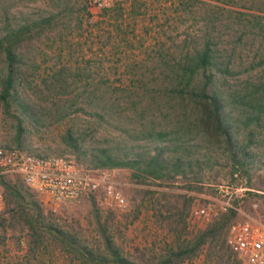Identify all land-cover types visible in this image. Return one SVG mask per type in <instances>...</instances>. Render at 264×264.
Listing matches in <instances>:
<instances>
[{
  "label": "rangeland",
  "instance_id": "rangeland-1",
  "mask_svg": "<svg viewBox=\"0 0 264 264\" xmlns=\"http://www.w3.org/2000/svg\"><path fill=\"white\" fill-rule=\"evenodd\" d=\"M58 7L68 10L67 17L27 46L26 81L19 86L38 113L36 119L22 118L23 141L41 152L67 149L63 136L69 128L90 130L87 142L96 143L174 122L178 107L166 88L177 65L207 42L232 56L241 70L252 68L262 51L263 38L254 26L257 21L264 25V0H112L108 9L95 12L85 0H0V28L7 19L35 18ZM17 127L0 108L1 146L16 147ZM107 170L128 197L123 212L82 197L53 213L24 185L27 201L39 203L42 225H52V232L33 231L5 190L0 264H89L59 234L103 251L100 225L125 258L153 264L181 246H193L200 233L222 219L201 227L190 212L204 202L201 195L230 182L228 174L190 188L192 183L180 178L136 183L127 169ZM240 207L239 218L247 215L264 225V190L246 194ZM236 219L227 223L221 238L206 240L177 264H253L240 259L226 242L228 225Z\"/></svg>",
  "mask_w": 264,
  "mask_h": 264
},
{
  "label": "trees",
  "instance_id": "trees-1",
  "mask_svg": "<svg viewBox=\"0 0 264 264\" xmlns=\"http://www.w3.org/2000/svg\"><path fill=\"white\" fill-rule=\"evenodd\" d=\"M67 12L58 7L35 18L7 19L0 28V108L18 122L16 148L38 157L70 153L94 169H127L136 183H169L180 178L190 181L189 187L193 188V183L220 181L225 174L232 179L238 173L246 178L249 189L264 190V68H256L264 65V25L259 21L254 27L263 38L262 51L252 68H236L232 56L219 52L209 42L188 53L177 65L173 83L166 88L178 107L174 122L159 128L150 126L140 133L127 131V136L105 138L96 143L87 142L90 130L75 132L69 128L63 136L67 149L62 152L28 148L19 125L22 118L36 119L38 113L19 91L20 84L26 81L25 50L35 39L60 24ZM2 182L7 194L27 216L33 231L54 230L52 225H42L40 205L33 198L27 201L21 180ZM90 199L95 203L93 196ZM233 217L230 213L200 233L193 246H181L153 264H177L193 255L195 248L206 240L221 238ZM99 228L103 251L89 249L70 234L60 232L59 235L76 257L89 264H150L143 259L136 262L125 258L101 225Z\"/></svg>",
  "mask_w": 264,
  "mask_h": 264
},
{
  "label": "built area",
  "instance_id": "built-area-1",
  "mask_svg": "<svg viewBox=\"0 0 264 264\" xmlns=\"http://www.w3.org/2000/svg\"><path fill=\"white\" fill-rule=\"evenodd\" d=\"M85 1L91 12L108 9L112 4V0ZM16 178L53 213L68 201L91 196L107 210L123 212L129 206L128 197L107 169L90 168L72 154L38 157L16 147L0 146V216L5 214L6 208V189L2 180ZM249 192L253 190L237 173L230 182L216 184L212 194L201 195L204 202L190 212V218L203 227L233 213L237 219L228 225V246L246 263L264 264V225L257 224L247 215L239 218L242 199Z\"/></svg>",
  "mask_w": 264,
  "mask_h": 264
}]
</instances>
